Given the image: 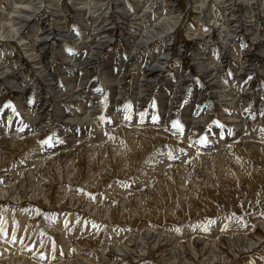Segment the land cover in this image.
<instances>
[{
    "label": "rangeland",
    "instance_id": "rangeland-1",
    "mask_svg": "<svg viewBox=\"0 0 264 264\" xmlns=\"http://www.w3.org/2000/svg\"><path fill=\"white\" fill-rule=\"evenodd\" d=\"M103 12L105 10L94 13L95 17L93 21L95 22L99 19ZM105 34L109 36L112 33L108 30ZM110 51L113 52V56L108 58L112 59L115 57L113 59L116 62L119 59V51L116 48H109L108 53ZM156 52H165V49L161 48L155 51L148 49L140 53L142 65L148 66L152 63ZM86 55L87 52L84 53L83 58ZM216 55L218 56L216 59L219 61L228 60L227 57H219L222 55L219 52ZM122 69L125 70V67L123 66ZM166 73H159V77H163L152 96H148L150 92L145 87L142 88L143 92L141 95L136 94L131 77H125L127 84L125 83L126 85L122 93L121 90L117 92L115 89L113 92L107 83L89 81L87 85L89 91H85L84 96L91 98V102L103 101L98 108L99 112L97 114L91 109L94 116L98 118L96 122L94 121L95 127H92L93 130H84V132L79 130L77 133L76 131L68 133L62 125H59L53 108L48 109L44 106L43 101L39 105L32 106L35 105V101H39L40 97L35 98L33 95H29L33 92L31 90L25 94L27 99L30 100L29 104L32 106L31 115H33L30 119L26 120L20 117V114L30 109L27 102L23 106L18 107L7 104L5 108L0 110V128H2L0 130L3 131V139L0 140V185H4V189H7L9 185L4 184L5 180L13 179L11 181L13 184L18 183V180H27V183L21 187H15L17 191H15L16 193L13 196L0 199V238H7L9 243L8 245L5 244L7 246L0 244V256L4 255L5 252H7V256H11L12 258L25 255L29 260H32L31 262L35 261L36 263L34 264H111L112 261L114 262L112 264H166L164 263V254L165 250L169 247H165L164 239L167 237L172 238V241L176 246H179V249L183 248L186 253L188 252V260L190 262L185 264H192L194 262L192 259L193 255L189 251L190 249L195 252H201V250L209 251V257L204 258L199 264H264V158L255 157L250 153L249 147H247L248 144L242 139L246 136V133H240V137L238 136L239 138L235 140H232L233 138L230 139L232 134L243 130L242 127L235 125L236 123L231 121L230 125L222 126L216 122L212 126V123L219 119V112L216 111L215 113V110L219 107L216 104V99L213 97V94L216 92H211L210 89H207L208 87L205 88L206 91L204 89L201 90L200 86L204 87L205 85L202 78L205 74H194L189 82L186 96H181L182 94L178 96L177 94L173 95V92L168 91L167 88L168 83H174L178 80L177 75L172 69L168 74ZM231 73V70H221V76L223 77L220 76V80L222 79V84L226 86L232 84V88L236 91V97L243 93L245 100H243L244 98L240 100L235 97V107L238 113L241 114L242 112V115L249 116L250 111L247 112L248 109L246 108L249 103L248 94H246L248 92H243L244 89L245 91H249V83H246V80L236 79V75ZM242 77L245 78L246 76L242 75ZM236 81L240 82L237 83ZM93 83L96 84L90 85ZM21 84L17 80L13 83L16 87H19ZM238 89H240L241 93H237L240 92ZM262 90L264 88L258 90L260 95L264 92ZM144 94H147V96ZM195 94H200V96H196ZM6 96L8 94L0 96V103ZM91 102H88V106ZM214 104L216 105L215 107ZM109 105H112L113 108L110 109ZM193 105H195L193 112L194 110L197 111L198 108L199 111H197L195 118L187 122L189 126L187 127L186 122L182 121V119L188 114V108L193 107ZM258 105L259 102L257 105H254V108H257ZM207 107H211L212 109L209 108L208 110ZM118 109L119 113H121L120 116H118ZM135 110H140V112ZM112 111L114 113L112 120L117 117L115 120H119V123L122 125L114 126H117L118 131L112 129L107 132L106 130L103 139L94 143L100 146V149H95V155L93 154L94 149L90 152L93 162L87 157L89 153L81 158L85 140L91 141L95 139L97 132L95 134L94 130L100 131L110 123L108 119L111 118L109 115ZM148 111L149 113L147 114ZM208 112L213 116L211 119L206 117ZM36 113L38 114L37 117ZM152 115L157 117L155 121L152 119ZM141 116L153 120L155 124L162 120V123L159 124L160 126L154 124L153 126L155 127L153 128L166 127V130L173 136L174 140L160 138L158 134L153 135L152 133H149L150 135L138 133L134 136L131 132V128L134 125L132 123ZM256 117V115L253 116V119ZM204 118L209 120L205 129L200 127V121H203ZM173 121H179L183 130L173 128ZM254 123H257V120ZM68 124L73 125L75 123ZM31 125L33 127H29L30 131L24 132L23 135L21 134V138L29 139V136L38 134L42 142L50 141L49 145H52L53 142L56 148H58L56 146L57 141L68 138V134H76L75 138L85 135V139H83L84 143L78 144L77 142L75 143V147H69L72 144L70 138L69 146L62 149L67 148L70 153L68 151L66 158L60 155L55 160L44 163L43 166H48L47 168H49L46 171H39V169H34L35 165H31L32 169L35 170L32 171L35 173L34 176L36 175V184L38 183V186H41L38 188L36 185L39 190L30 192V194L34 193L32 201L29 199V201L21 202L19 205L17 204L18 202H14L15 200L12 197H16L19 191H21V194L24 189L28 190V185L26 186V184L29 183L28 179L31 176L22 172L23 170L19 171L18 167L22 164L24 170L28 167V163L32 162V158L29 156H32L34 148L37 145L30 147L32 141L26 142V140L22 145H18V143L15 145L12 133L18 134L23 129L22 127L16 132V128L19 126L27 127ZM125 125L128 127L123 129ZM87 127L90 126H86L85 128ZM144 127H150V125L146 124ZM106 129H109V127ZM120 129L123 132L119 131ZM127 129H130V131ZM172 129L178 130L177 134ZM210 130H214V133L211 134ZM8 131L9 133L4 135ZM128 134L132 135L129 136ZM251 134L249 133V135ZM205 136L207 137V142L201 143V138ZM211 140H214V145L222 143L229 145L231 141L240 143V145H235L234 148L231 147L229 150H225L226 146H224L219 151L220 149L218 150L217 147L207 148ZM146 141L153 142V148L149 152H147L148 150L143 152L140 160H138L135 151L136 146L134 145H140L139 147L143 146L142 148L146 149V144L144 143ZM44 143L42 144L43 147L45 146ZM25 146L29 147L23 151ZM44 150V154H52V157L59 152L51 151L48 148H44ZM151 151L156 152V155L153 156ZM205 152L211 155L207 153L210 156H207L206 159H199L200 153ZM46 154L44 157L48 156ZM220 158H225L221 166L219 164ZM234 158L237 159L234 160ZM167 161L170 163L174 162L182 172L181 175L176 177L174 171L168 169L170 165H166L167 169L164 167L161 172L157 170L158 174L155 171H149L147 169L148 166H146L151 165L154 168L158 164H163ZM51 162L53 164L55 162L54 165L56 166H53ZM67 165L70 166L66 170ZM128 166H130V173L133 176H127L128 173L124 169ZM138 166L141 171H139ZM141 166L145 167V169ZM55 167L60 168H57L58 172L61 171L58 173L60 176L55 173L57 172ZM131 168L134 169L132 170ZM51 171L54 172L53 175H51ZM67 171L71 172V175H67ZM76 171L79 176L76 175V179L70 180L69 178L75 175L73 173H76ZM15 172L17 174L16 177H18L17 181H14V178H10L16 175ZM248 175L250 177L247 178ZM245 176L247 179L244 178ZM167 177H174V181L177 180L178 182L182 180V183L178 185L175 182L174 184L176 185H172L173 187H170L171 185L167 183L164 185L163 181ZM40 181L43 182L41 183ZM181 186L186 188L183 187L185 189L183 192L182 188H180ZM193 186H195V189ZM0 187L2 188V186ZM41 187L45 190V194L44 190L40 189ZM200 189L203 191L200 192ZM47 196H51V198L49 197V199ZM182 197L186 201L181 199ZM43 199L45 200L43 201ZM136 200L139 203L140 201H146L156 206V209L160 212L158 217L152 218L153 216L148 215L149 218H144L139 203L137 202L136 204L135 202ZM127 202L128 204L132 202V206L129 205V209L131 210L135 207V212L133 209L131 211L127 210V215L129 216L125 217L130 219L124 218L126 221H120L122 211H124V206ZM180 202H183L185 205L183 204L182 206ZM191 204H193L194 208L191 207ZM258 205L261 207H257ZM102 207H104L103 210ZM205 207L207 208L205 209ZM190 209H193L192 211H196L197 213H192ZM168 210L169 212L172 210L171 214H169L170 216L165 215V213H169ZM116 211L120 213L116 215ZM101 212L103 216L106 215L103 219L100 215ZM131 213L134 215H131ZM176 213H180L181 218H177ZM135 214L138 216L136 217ZM138 217H140L139 220L133 222L134 218ZM153 236H157V239L159 238L161 241L159 243L158 241L153 242ZM208 243V248L205 249L204 247ZM174 260H176L175 256L172 258L170 264H179L174 262Z\"/></svg>",
    "mask_w": 264,
    "mask_h": 264
},
{
    "label": "bare ground",
    "instance_id": "bare-ground-1",
    "mask_svg": "<svg viewBox=\"0 0 264 264\" xmlns=\"http://www.w3.org/2000/svg\"><path fill=\"white\" fill-rule=\"evenodd\" d=\"M103 9L105 10V12H103L101 17L94 22V13L104 11ZM108 30L111 31L112 34L106 36L105 32H107ZM109 48H116L119 51V59H117L116 62H114L113 59L115 57H113L112 59L108 58L113 56V52L110 51L108 53ZM161 48L165 49V52L157 53V51L153 56L152 63H150L148 66L142 65V61L140 60V53L148 49H152L153 51H155L156 49L160 50ZM85 52H87V55L83 58ZM218 52L222 54L219 57H227L228 60H217L216 58L218 56L216 54ZM123 66L125 67V70L122 69ZM171 69L177 75L178 80H174L176 81L174 83H168L169 87L167 86V88L168 91L173 92V95L177 94L178 96L181 94V96H186L189 82L194 74H205V76H201L204 79L205 84L204 87L200 86L201 90H205V88L208 87L207 89H210L211 92H216L213 94V97L216 99V104H218L219 107L215 110V113L216 111L219 112V119H217V121L215 120L214 123H212V126H214L216 122L217 124L222 126L230 125L231 121L233 123H236L235 125L242 127L243 130L232 134L230 139L233 138L232 140H235L236 138L240 137V133H246V136L242 139H244L245 143L248 144L247 147H249L250 153L255 157L264 158V92H260L261 95L258 92V90L264 88V0H0V96L8 94V96H6L7 98L5 97L3 101H1L0 110L5 108L7 104L18 107L23 106L24 103L27 102L30 109H27L26 112L20 114V117L28 120L33 115H31V107L39 105L43 101L44 106H46L48 109H54L59 121V125H62L63 128L68 131V133H72L74 131H76L77 133L79 132V130H81L82 132H84V130H93L92 127H95L94 121L96 122V119L98 118L94 116L91 109H93L97 114L99 112L98 108L100 104L103 103V101L91 102V98L84 96V92L89 91L87 87L89 81H94L97 83L101 81V83L103 84L107 83L109 85V88L113 92L115 89L117 92L118 90H121L122 93V91L124 90V86L127 84L125 82V77H131L134 92L136 94L141 95L143 92L142 88L145 87L150 92L148 96H152L157 90L158 83L161 82L160 80L163 77H159V73L167 72L166 74H168ZM226 69L229 71L231 70V74H235L236 79L243 81L246 80V83H249V91H245V89L243 91L244 93L248 92L246 94H248L249 103L248 106L246 104V108L248 109L247 112L250 111L249 116H245L244 114L242 115V112L240 114L236 110V91H234V89L232 88V84L226 86L222 84V79L220 80L221 70ZM242 75H245L246 77L243 78ZM15 80H17V82H21L22 84L19 87H16L15 85H13ZM95 84L96 83L90 85ZM30 90L33 92H31L29 95H33L35 98L40 97L39 101H35V105L32 106L29 104L30 100H28L25 95ZM238 91H240V89H238ZM237 93H241V91ZM164 94L166 93L164 92ZM144 95L147 96V94ZM195 95L200 96V94ZM236 98H239L240 100L244 98L243 93ZM243 100H245V98ZM88 102H91L89 106ZM258 102L259 105L257 106V108H254V105H257ZM215 106L216 105L214 104V107ZM194 107L195 105H193V107H189V110L187 112L188 114L182 119V121L186 122L187 127H189L187 122H190L193 118H195L197 111H199L198 108L197 111L194 110L193 112ZM211 107H207L208 110ZM109 108L111 109L113 108V106L109 105ZM135 111L140 112V110ZM117 112L118 116H120L121 113H119V109L117 110ZM148 113L149 111L147 112V114ZM208 113L206 117L211 119L213 116ZM255 115L257 117L253 119V116ZM37 116L38 114L36 115V117ZM109 116H111V118L108 119L110 122L108 125L104 126V128L100 131L94 130L95 134L97 132L96 138L91 141L85 140V146L83 153L81 154V158L89 153L87 157L90 161L93 162L90 157V152L94 149L93 154L95 155V149H100V146L95 145L94 143L98 142V140L100 139H103L106 130L107 132L112 129L118 131L117 126H121L122 124L119 123V120H115L117 117L112 120L114 116L113 111ZM152 116L154 117L155 115ZM247 120L250 122H248ZM256 120L257 123H254V121ZM72 122H74L75 124H68ZM208 122L209 120L204 118L203 121H200V127H203V129H205ZM160 123H162V120H160L159 123L155 124L153 120L141 116L132 123L135 126H132L131 132L134 136L138 133H141V135H150L149 133H152L153 135L158 134V137L160 138H170L173 141L174 138L166 130V127L153 128L155 127L153 126L154 124L159 125ZM146 124H149L150 127H144V125ZM115 125L117 126L114 127ZM86 126L90 127L85 128ZM22 127L23 129L18 134L15 133V135L12 133V138L15 142V145H17V143L18 145H22L26 140V142L32 141L30 147L35 145L37 146H35L32 156H29L32 158V162L28 163L27 165L30 168L26 170L28 168L27 167L24 170L23 164L18 167L19 171L23 170L22 172H25L27 175L31 176L28 179L29 183L26 184V186L28 185V190L24 189L21 194V191H19L16 197H12L15 200L14 202H18L17 204L19 205L21 204V202L29 201V199L32 201V195H34V193L32 192L30 194V192L39 190L38 188L41 186L40 184V186H38V183L36 184V175L34 176L35 173L32 170L39 169V171H46L49 168H47L48 166L44 167V163L53 161L60 155H63L66 158L69 149H62L66 146H69L70 138L72 144L69 147H75V143L77 142L78 144L84 143L83 139H85V135L77 136L75 138L76 134H68V138L57 141L56 146L59 148L58 150L53 142L52 145H49V142H42L40 140V136L36 133V135L34 136H29V139L21 138L23 133L30 131L29 127L32 128L33 126H19L18 128H16V132H18ZM49 127L51 126L49 125ZM108 127L109 129H106ZM126 127L128 126L125 125L123 129ZM172 130L177 134L178 130ZM119 131L123 132L121 129ZM128 131H130V129ZM209 132L213 134L214 130H210ZM2 133L3 131L0 130V140L3 139ZM8 133L9 131L5 132L4 135H7ZM249 133L252 134L249 135ZM43 143L45 145L44 147L42 146ZM144 143L146 144V149H143V146L139 147L140 145H134L136 146L135 151L138 160H140L142 156L141 154L143 152H145L146 150H148L147 152H149L153 148V142L146 141ZM235 145H240V143H234L231 141L229 145L225 143L214 145V140H211L208 144L209 147L207 148L211 149L217 147V149H220L219 151H221L224 146H226L225 150H229L231 147L234 148ZM28 147L29 146H25L23 151H25ZM44 148L59 152L57 154H54L53 157L52 154L45 153L48 156L44 157ZM207 153L208 152L200 153L199 159H206L207 156L211 155L210 153H208L210 155H208ZM151 154L155 156L156 152L151 151ZM219 156L221 155L219 154ZM224 159L225 158L219 159L220 166L224 162ZM235 159L237 158H234V160ZM54 164L52 163L53 166H56ZM31 165H35L34 169H32ZM166 165H170V168L168 169L174 171L176 177L181 175L182 172L174 162L170 163L167 161L163 164L160 163L154 168L151 165L146 166H148L147 169L149 171H155L158 174V172H161ZM67 166V168L65 167L66 170L70 165ZM92 166H94V164ZM57 168L58 167H55V170ZM143 168L145 169V167ZM58 169L55 173L60 176V174L58 173H60L61 171L59 170L60 172H58ZM165 169L167 168L165 167ZM124 170L128 173L127 176H133V174L130 173V166L125 167ZM139 171H141L140 168ZM50 173L51 175L54 174V172L52 171ZM67 173V175H71V172L69 173L67 171ZM77 173V171L76 173H73L75 175H72L69 179H76L75 177L76 175H78ZM16 176L17 174L10 178H14V181H17L18 177ZM62 176L61 181L63 180ZM248 177L250 176L248 175L247 178ZM52 178L54 179V177ZM244 178H246V176ZM69 179L68 181H70ZM12 180L13 179L5 180L6 182L4 184L9 185L7 189H4V185H0L2 186V188L0 187V199L13 196L16 193L15 191H17L15 187H21L23 184L27 183V180H18V183L13 184L11 183ZM165 180L166 182H164ZM165 180L163 181L164 185L165 183H167L171 185L170 187H173L172 185L175 186V182L178 185L179 183H182V180L179 182L177 180L174 181V177H167ZM76 183L78 184V182ZM36 185L38 188L36 187ZM42 187L40 189H43ZM183 187L184 186L180 187L182 188V192L186 189L185 187V189H183ZM193 188L195 189V186H193ZM196 189L198 190L197 187ZM70 191L72 190L70 189ZM202 191L203 190L200 189V192ZM49 197L51 198V196ZM49 197L47 196V198ZM49 199L47 200L49 201ZM181 199H183V197ZM44 200L45 199H43V201ZM183 200L186 201V199ZM135 202L136 204L137 202L139 203L138 200H136ZM183 202H180L182 203V206L184 204ZM131 203L128 204L127 202L124 206V211L121 210L122 215L120 221H126V219H128L125 216H129L127 215V210H130L129 205H131ZM205 203L208 202L206 201ZM192 205L193 204H191V207L194 208V206ZM139 207L142 210L144 218H149L148 215L151 217L153 216L152 218H156V216L158 217V214L160 213L156 209V206L146 201H140ZM257 207L261 206L258 205ZM59 208L62 209L61 207ZM206 208L207 207H205V209ZM103 209L104 207H102V210ZM192 210V213L196 212ZM171 212L172 210H170L169 213H165V215H169L171 214ZM118 213L116 211V215H118ZM161 213L163 214V212ZM136 214L135 216L137 217L138 215ZM100 215L102 216V219L104 216H106H103L102 212ZM131 215L134 214L131 213ZM176 217L181 218L180 213H176ZM139 218L140 217L134 218L133 222L138 221ZM112 219H114V217H112ZM7 240V238L1 237L0 244L2 246L5 244L8 245L9 243ZM164 240L165 247H169H166L167 249L165 250L164 263L170 264L174 256L176 258L174 262H177L179 264L190 262V260H188V252L186 253L183 248L179 249V246L175 245V243L172 241V238L166 237V239ZM152 241H158L159 243L161 239H157V236H153ZM208 245L209 243L205 245L204 248L207 249ZM211 249L213 250L212 247ZM189 251L193 255L192 259L194 260V262H197H195L196 264H199L200 261H202L204 258L209 257V251L201 250V252H195L191 249ZM6 253L7 252H5L4 255L0 256V264L36 263L35 261L31 262L32 260H29L25 255L17 258H12L11 256H7ZM175 253L177 254L175 255ZM194 262L192 264H195ZM112 263L114 262L112 261L111 264Z\"/></svg>",
    "mask_w": 264,
    "mask_h": 264
},
{
    "label": "snow or ice",
    "instance_id": "snow-or-ice-1",
    "mask_svg": "<svg viewBox=\"0 0 264 264\" xmlns=\"http://www.w3.org/2000/svg\"><path fill=\"white\" fill-rule=\"evenodd\" d=\"M152 119L155 121L157 119V117L154 116ZM172 127L176 128L178 130H181V131L183 130L179 121H173L172 122ZM48 142H50V141H45V143H48ZM200 142L201 143H206L207 142V137L205 136V137L201 138Z\"/></svg>",
    "mask_w": 264,
    "mask_h": 264
}]
</instances>
